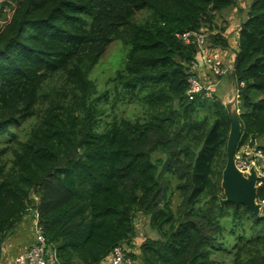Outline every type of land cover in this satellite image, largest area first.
<instances>
[{
    "label": "trees",
    "instance_id": "obj_1",
    "mask_svg": "<svg viewBox=\"0 0 264 264\" xmlns=\"http://www.w3.org/2000/svg\"><path fill=\"white\" fill-rule=\"evenodd\" d=\"M5 4L0 260L33 208L58 264H103L119 246L138 264H264V208L257 215L220 202L230 131L224 101L187 95L199 56L193 34L205 30L209 48H229L223 11L237 1ZM114 41L125 51L101 90L90 75ZM231 78L241 143L264 146V0H251ZM126 104L136 115L118 114ZM140 213L157 236L136 254Z\"/></svg>",
    "mask_w": 264,
    "mask_h": 264
},
{
    "label": "built area",
    "instance_id": "obj_2",
    "mask_svg": "<svg viewBox=\"0 0 264 264\" xmlns=\"http://www.w3.org/2000/svg\"><path fill=\"white\" fill-rule=\"evenodd\" d=\"M192 33H185L183 39L185 42H189V38ZM195 41L199 49L198 59L193 61L191 71L193 74L189 79V89L187 95L190 100H193L196 96L203 98H212L216 89L221 83L222 77L227 74V69L219 57V51L217 48H209L207 33L205 30H200L193 34ZM199 61L209 67V80L204 81L202 78L194 73V70L198 68ZM237 102L238 95H237ZM236 166L243 172L249 171L251 168H255L262 178L264 177V146L261 144V140L254 138L247 142L241 143L235 153ZM262 182H260L261 185ZM264 208V199H259ZM36 217L38 219L37 213ZM13 264H58L56 254L50 250L47 246L46 238L42 227L36 225V233L32 243L23 251L19 252L15 258ZM103 264H138L131 257H129L124 248L116 247L108 260Z\"/></svg>",
    "mask_w": 264,
    "mask_h": 264
},
{
    "label": "water",
    "instance_id": "obj_3",
    "mask_svg": "<svg viewBox=\"0 0 264 264\" xmlns=\"http://www.w3.org/2000/svg\"><path fill=\"white\" fill-rule=\"evenodd\" d=\"M238 93V88L234 89ZM229 95L226 96L228 99ZM230 120V131L227 140V161L222 173L221 188L223 195L220 197L221 204L234 203L245 205L251 212L260 215L262 204L259 202V188L262 176L255 168L243 172L235 162V153L242 139V122L239 110L236 107V99L224 102ZM34 205L38 204L35 197L30 198Z\"/></svg>",
    "mask_w": 264,
    "mask_h": 264
},
{
    "label": "rangeland",
    "instance_id": "obj_4",
    "mask_svg": "<svg viewBox=\"0 0 264 264\" xmlns=\"http://www.w3.org/2000/svg\"><path fill=\"white\" fill-rule=\"evenodd\" d=\"M7 0H0V24L4 22L5 15L3 14L6 10ZM237 5L234 8H229L223 11L224 18L229 21V19L233 15H241L247 14L251 0H236ZM223 18V19H224ZM219 22H222V19L219 20ZM125 46L121 44V42L114 41L107 49L106 53L101 57L99 63L96 65V67L91 72V78L95 80V82L98 85V88L103 90L106 86V82L109 79V77L113 74L115 69L117 68V62L119 58L124 54ZM236 83L233 79L230 81V76L228 78L225 77L224 81L221 83L220 87L216 91L217 97L222 99L224 102L229 101L231 99H236V107L239 110L238 106L240 102H237V95L238 93L235 92ZM238 88V86H237ZM226 93H228L229 97L226 99ZM138 109L135 108L133 105H123L120 106L118 110V114H128V115H136ZM18 128L15 129L17 131ZM175 182H173L172 187H174ZM35 201L38 200V197L35 195ZM180 201V197L178 195L174 196V205H177ZM175 207V206H174ZM33 209V208H31ZM31 212V210L29 211ZM27 217L30 219H33V213H28ZM136 226L138 231L137 236V243H142V240H144L147 236L156 237L157 233L155 230H153L149 224V216L145 214H138L136 217ZM34 231L36 233V227L34 226Z\"/></svg>",
    "mask_w": 264,
    "mask_h": 264
},
{
    "label": "crops",
    "instance_id": "obj_5",
    "mask_svg": "<svg viewBox=\"0 0 264 264\" xmlns=\"http://www.w3.org/2000/svg\"><path fill=\"white\" fill-rule=\"evenodd\" d=\"M247 16H248V13L243 14V15L239 13L238 16L233 15L229 19L230 24H229L227 35L229 37L230 46L227 49L217 48L219 51V57L227 69V74L224 77H222L221 83L224 81L225 77L228 78L230 76V81L232 79L231 74L234 70V62H235L236 54L238 51L239 32H240L241 25L244 22V20L247 18ZM194 73L200 78H202L204 81L209 80L208 79L209 78L208 77L209 67L203 64L201 61H199L198 68L194 70ZM227 95L228 93H226V96ZM30 210L31 212H29ZM30 210L27 212V214L33 213V216H34L33 219L28 218L26 214L23 220L18 225V227L4 241L0 264H13L15 256L19 252L26 249L34 240V237H35L34 226L36 227V225L38 224V219L36 217V210L35 209H30ZM140 244L141 243L136 242L133 250L131 251H133L136 254L137 253L139 254Z\"/></svg>",
    "mask_w": 264,
    "mask_h": 264
}]
</instances>
